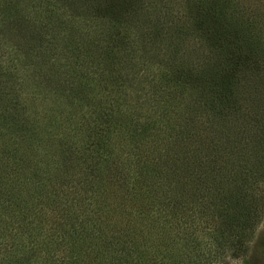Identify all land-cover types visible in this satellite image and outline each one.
Returning a JSON list of instances; mask_svg holds the SVG:
<instances>
[{"label":"trees","instance_id":"obj_1","mask_svg":"<svg viewBox=\"0 0 264 264\" xmlns=\"http://www.w3.org/2000/svg\"><path fill=\"white\" fill-rule=\"evenodd\" d=\"M73 1L0 0V264H210L226 249L239 257L246 251L242 235L259 221L260 202L264 208V189L259 195L252 189L264 179V165L239 163L256 153L255 142L240 140L243 152L232 159L239 172L216 169L224 158L216 145L190 142V160L178 163L169 142L175 128L167 125L180 114L170 119L173 105L162 89L181 93L182 84L193 87L191 79L161 71L153 87L145 81L146 99L104 96L112 90L109 82L99 84L101 70L109 77L125 72L111 80L131 85L139 64H147L121 52L123 11L112 10H127L136 0L120 7L109 0L105 12L91 6L68 18L64 8ZM207 8L215 25L232 27L237 46L256 36L252 23L261 32L258 10L248 22L232 13L235 7ZM84 18L98 21L100 31H78ZM4 27L23 31L6 38ZM214 89L225 94L229 87L215 83ZM97 98L108 108H92L96 115L85 125L79 107ZM215 125L212 139L217 135L227 146L230 126L222 133L225 122ZM181 129L186 137L185 123Z\"/></svg>","mask_w":264,"mask_h":264},{"label":"rangeland","instance_id":"obj_2","mask_svg":"<svg viewBox=\"0 0 264 264\" xmlns=\"http://www.w3.org/2000/svg\"><path fill=\"white\" fill-rule=\"evenodd\" d=\"M108 1L75 0L72 4L67 2L68 7L64 8V11L68 18L75 13L87 11L91 6L98 12H105L108 10L106 9ZM119 2L122 0H115V7L121 6ZM135 3V6H129L127 10L117 8L112 10L123 11L118 22L128 47L125 44L121 52L128 53L132 62V57L135 56L136 60L140 58L147 60V64H139V74L135 81H131V85H126V83L121 85L120 81L111 80L117 79L120 75L124 76L125 72H114L110 78L106 74L108 71L101 70L104 73L98 76L99 84L109 82V89L112 92L107 91L104 94L101 90L96 92L104 96L121 95L124 97L125 95L126 101H124L130 103L133 96L138 97L139 95L146 99L145 81L150 88L153 87L151 84L155 83V73L158 79L161 71L180 80L181 78L191 79L189 82L193 87L186 83L189 86L187 89L182 84L184 89L181 88V93L184 92L183 94L176 89L170 92L168 89H162L169 106L170 103L171 106L173 105V108H168L170 119L174 117L173 113L180 114L181 118L178 117L170 122L175 124L174 126L167 125L168 130L175 128L174 133L169 135L171 137L169 142L172 144L177 162L183 159L190 160V154L186 153L185 149L190 142L191 145L196 143L200 148H206L208 144L216 145L221 147L217 152L224 156L218 159L221 165L216 166V169H220L221 172H228L232 169L239 172L242 168L237 165L233 166L232 159L235 160V157L243 152L240 150V140H246L249 143L255 142L250 148L256 153L250 152L247 158L243 156L242 161H239L240 165L252 164L253 169L262 168L264 165V39L261 37L264 35V0H136ZM217 4L227 8L235 7L232 8V13L238 10L239 13L245 15L248 22L253 19V13L258 10L263 21V24L260 23L261 32L257 31L258 22L252 23L251 25L257 28L256 36L252 40L242 39L243 43L237 46V39L234 37L236 33L230 29L231 26L226 27L224 21L217 25L212 22L211 17L214 16V10L207 6ZM76 25L79 26V24ZM3 29L6 30L5 27ZM100 29L98 21L85 18L77 28L78 31L95 32H99ZM22 31V28L15 29L13 32L9 29L3 36L8 38L7 36L14 33L11 36L13 38ZM68 32L70 34L71 31ZM131 39L136 42L135 49L129 47L133 45L130 43ZM48 77L52 78L51 75ZM129 77L130 75H127V79ZM215 83H220L223 87L227 86L229 90H226L225 94L216 93ZM57 86L59 84H54L50 87L51 89L48 87L47 90L52 91ZM22 91L25 92L28 89L24 88ZM228 94H231L230 97L225 99V95ZM99 100L94 99V105L91 106H80L79 108L84 109L78 120L87 125L96 115L92 108H108L107 104L100 103ZM212 112L219 114V117ZM217 120L220 123L225 122L224 126L219 127L222 133L227 129L226 125L230 126L231 131H225L228 134L231 132L230 139L228 137L225 139L227 146L220 144L217 135L212 139V133H216L214 127ZM184 123L188 128L186 137L181 135V127L183 128ZM228 140L231 142L228 143ZM175 171L179 172L180 169L174 168ZM258 181L262 182H257L252 189L255 190L254 194L259 195V192L264 189V179ZM205 192L206 188L203 189V193ZM214 200L217 201L216 198ZM262 204L260 202L257 209V220L259 221H255L251 230L247 229L242 235L246 251L239 257H233L232 249L228 251L226 249L224 254L217 255L214 258L215 261L212 259L210 264H264V208ZM208 228H210L209 225L204 230L208 231ZM198 236L206 237L207 235L205 232H200Z\"/></svg>","mask_w":264,"mask_h":264}]
</instances>
